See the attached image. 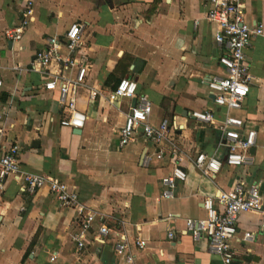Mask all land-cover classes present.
<instances>
[{"label":"crops","instance_id":"0c3cea01","mask_svg":"<svg viewBox=\"0 0 264 264\" xmlns=\"http://www.w3.org/2000/svg\"><path fill=\"white\" fill-rule=\"evenodd\" d=\"M208 0H31L32 20L20 39L3 36L19 18L24 0H0V124L4 140L20 147L21 168L58 178L73 185L84 207L96 214L111 232L99 245L73 252L70 234L76 229L74 211L60 207L43 187L33 194L22 191L9 176L0 196V264H128L113 252L123 237L133 254L130 264H219L204 240L192 241L183 233L186 218H202L201 200L227 189L241 178L258 186L264 202V0H245L244 19L260 23L262 34L244 51L249 72L257 79L237 110L230 111L253 127L255 141L249 166H223L209 181L193 166L199 153L221 158L219 132L190 118L193 110L208 109L219 123L224 109L212 103L206 83L222 76L213 41L215 27L204 18ZM80 23L82 52L91 68L88 86L97 91L93 102L79 89L76 106L85 114L78 133L60 126L56 91L42 87L43 77L31 70L35 53L49 35H60L71 23ZM68 74V73H67ZM71 74V73H70ZM136 83L137 93L150 102L148 122L161 119L182 126L169 137L179 150L185 179L172 196L159 198V178L170 168L166 158L155 159L157 147L141 137L119 147L117 131L131 99L106 101L120 78ZM147 156L146 163L142 158ZM264 211L240 213L237 237L252 231L253 240L231 242L244 264H264ZM173 236L166 238L167 231ZM142 239V249L134 240ZM55 252L54 262L47 260Z\"/></svg>","mask_w":264,"mask_h":264},{"label":"built area","instance_id":"2783aa9c","mask_svg":"<svg viewBox=\"0 0 264 264\" xmlns=\"http://www.w3.org/2000/svg\"><path fill=\"white\" fill-rule=\"evenodd\" d=\"M245 0H208L204 13L205 20L213 24L215 31L213 41L221 50L217 62L223 67L222 76H212L206 83L207 92L212 97V103L224 109L219 123L208 109L193 110L189 116L199 124L216 129L221 138L224 153L221 158L208 156L199 152L193 166L207 178L213 181L223 166H249L252 163L251 147L255 141L253 127L243 128L242 120L230 111L240 108L248 92V86L257 79L253 76L245 62L244 51L251 45L253 37L262 34L260 23L249 25L244 19ZM32 20V2L24 0L18 20L11 27L3 30V36L9 40L18 41ZM81 24L71 23L60 35H49L43 40V47L35 53L31 70L43 77L42 87L47 91H56L57 103L61 112L59 125L71 129H80L85 114L76 106L79 89L87 90V99L93 102L97 91L88 86L86 76L91 68L89 57L82 52L80 41ZM68 73V74H67ZM71 73V74H70ZM120 98L135 99L134 105L129 106L123 116L121 126L117 131L118 146L122 147L134 142L137 137L150 142L157 147L153 156L155 159L166 158L171 165L164 176L159 178L162 188L158 197L168 199L176 183L185 179V172L180 166V156L177 145L169 133L181 130L182 126L161 119L157 124L148 122L150 102L145 94L137 93L133 79L120 78L115 87L106 95V101L113 103ZM4 122L0 124V196L4 191L9 176L18 183L22 191L33 194L45 187L54 197L60 207L74 211L73 221L76 229L71 232L70 240L73 252L79 256L87 251L92 242L99 245L111 232L105 225L93 229L96 214L84 207L78 198V192L73 185L64 181L33 173L21 168L19 161L20 147L17 142L4 140ZM173 133V132H172ZM147 156L143 155L142 162L146 163ZM204 216L202 218H186L183 222V233L192 241L204 240L206 249L215 255L219 264H244L237 258L231 242L240 240L245 243L253 240L252 231H243L237 237V219L240 213L264 211V202L259 194L258 186L248 184L241 178L232 181L225 190H218L215 195L206 196L201 200ZM264 228V223L260 224ZM118 239L113 244V252L130 264L133 254L117 232ZM173 233L167 231L166 238L171 239ZM135 248L140 250L145 242L134 240ZM57 258L51 252L47 260L54 262ZM93 262H99L97 253L90 255Z\"/></svg>","mask_w":264,"mask_h":264},{"label":"water","instance_id":"95a60500","mask_svg":"<svg viewBox=\"0 0 264 264\" xmlns=\"http://www.w3.org/2000/svg\"><path fill=\"white\" fill-rule=\"evenodd\" d=\"M134 102H135V99H134V98L131 99V106L134 105ZM73 132H74V133H78V132H79V129H73Z\"/></svg>","mask_w":264,"mask_h":264}]
</instances>
